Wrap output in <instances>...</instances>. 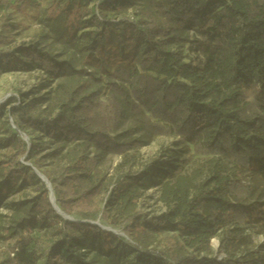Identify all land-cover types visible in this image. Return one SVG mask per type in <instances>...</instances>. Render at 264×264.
Returning a JSON list of instances; mask_svg holds the SVG:
<instances>
[{
    "label": "trees",
    "instance_id": "16d2710c",
    "mask_svg": "<svg viewBox=\"0 0 264 264\" xmlns=\"http://www.w3.org/2000/svg\"><path fill=\"white\" fill-rule=\"evenodd\" d=\"M129 10L117 29L109 17ZM13 12L44 17L41 39L80 70L41 41L12 47ZM33 71L62 81L0 104V203L36 185L11 208L0 264H264L262 249L240 250L245 227L264 224V0H0V77ZM160 136L184 143L112 182L109 156ZM155 187L165 211L146 216ZM92 217L125 237L79 221Z\"/></svg>",
    "mask_w": 264,
    "mask_h": 264
},
{
    "label": "rangeland",
    "instance_id": "374dc122",
    "mask_svg": "<svg viewBox=\"0 0 264 264\" xmlns=\"http://www.w3.org/2000/svg\"><path fill=\"white\" fill-rule=\"evenodd\" d=\"M124 17L132 20V10H129L127 14L111 15L109 18L111 22L115 24L116 28L121 30V23L123 22ZM10 19L19 26L17 30L18 34L12 47L18 46L22 43L41 41L44 48L50 50L58 60L68 61L74 72L80 70L81 56L79 54L66 46L52 42L48 38L41 39L42 36L50 31L49 22L44 17H41L38 22L31 23L19 12H13L10 13ZM79 34L80 33L78 32L77 35ZM184 52L186 53V50ZM72 75H74V73H72L71 76ZM60 81H62V79L52 81L40 71L10 72L4 74L0 77V102L4 103L9 97L17 96L19 93L39 90L38 92L42 94L53 88L56 83ZM41 85H46L48 88H46L45 91H41L39 89ZM128 126L129 121H125L121 129H125ZM1 134L2 131H0V136ZM21 137L25 142H28L27 136L22 134ZM180 143H184V140L174 137H157L150 141L148 145L130 151L128 153V156H131L130 160H123L118 156H109L103 165V169L114 183L124 176L139 173L149 166H159L166 163L174 152L181 149V146H179ZM48 147L49 144L46 143L45 153L49 152ZM4 151V148L0 146V158H2ZM48 163H51V161L49 160ZM47 168L48 167L45 169ZM159 193L160 191L158 187L149 190L140 201L139 211L146 216L158 215L162 211H165V207L158 200ZM35 195L36 185L31 184L21 188L19 192H16L8 198L3 199L0 203V235H4L2 229H5L9 225L13 204L17 201L31 200ZM97 220H99V217L80 219L79 221L90 223L96 222ZM116 232L121 233L119 230H116ZM244 235L246 236V243L240 247L241 251L256 250L260 248L264 253V224H252L246 226L244 229ZM124 240L127 242L129 241V239L125 238ZM2 243L3 241L0 238V247L2 246ZM211 245L213 253H215L219 245L218 241L216 239L213 240Z\"/></svg>",
    "mask_w": 264,
    "mask_h": 264
},
{
    "label": "water",
    "instance_id": "95a60500",
    "mask_svg": "<svg viewBox=\"0 0 264 264\" xmlns=\"http://www.w3.org/2000/svg\"><path fill=\"white\" fill-rule=\"evenodd\" d=\"M2 102H0L1 104ZM12 124V122H11ZM29 165V164H28ZM32 170L34 171L35 175L42 181L44 182L46 188L48 189V192H49V202L51 203L53 209L56 211V213L61 216L63 219L65 220H68V221H71V222H78L77 220H75L74 218L68 216V215H65L63 212H61L59 210V208L56 206L55 204V198H54V195H53V191H52V188H51V185L50 183L48 182L47 178L42 174L40 173L37 169L35 168H32ZM58 208V209H57ZM62 215H65L66 218H64ZM90 224H93V225H96V226H99L101 229L103 230H106V231H110L112 232L113 234L115 235H119V236H122V237H125L124 234L121 232V233H117L115 230L109 228V227H103L102 225L98 224L97 222H90Z\"/></svg>",
    "mask_w": 264,
    "mask_h": 264
},
{
    "label": "bare ground",
    "instance_id": "6f19581e",
    "mask_svg": "<svg viewBox=\"0 0 264 264\" xmlns=\"http://www.w3.org/2000/svg\"><path fill=\"white\" fill-rule=\"evenodd\" d=\"M58 209V208H57ZM64 218H66V216L65 215H62ZM98 224H100V225H102L101 223H100V221L99 220H97L96 221ZM103 226V225H102ZM103 227H105V226H103ZM116 231V230H115Z\"/></svg>",
    "mask_w": 264,
    "mask_h": 264
}]
</instances>
